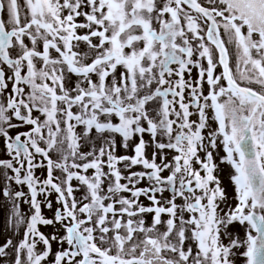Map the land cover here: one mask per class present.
<instances>
[{
    "label": "snow or ice",
    "instance_id": "6c2138e0",
    "mask_svg": "<svg viewBox=\"0 0 264 264\" xmlns=\"http://www.w3.org/2000/svg\"><path fill=\"white\" fill-rule=\"evenodd\" d=\"M0 153V264H264V0H0Z\"/></svg>",
    "mask_w": 264,
    "mask_h": 264
},
{
    "label": "rangeland",
    "instance_id": "374dc122",
    "mask_svg": "<svg viewBox=\"0 0 264 264\" xmlns=\"http://www.w3.org/2000/svg\"><path fill=\"white\" fill-rule=\"evenodd\" d=\"M4 18L6 19V15L4 16ZM229 48H230V54L234 53V51H235L234 46L230 45ZM234 62L235 61H234V58H233V64H234ZM120 151H121V154H124L122 149ZM128 154H131V152L129 151ZM220 155H223L222 151H221ZM0 157H2V155H0ZM221 168H222V173H223V175H224V177L226 179V182L228 184V187H229L230 200H231V202L235 203V201L231 199L232 197H234V189H233V186H232V184H231V182L229 180V175L231 174L232 169L230 168V166H228L226 164L225 165H221ZM134 170H139V169H134ZM2 184H3V180H2V178H0V185H2ZM141 186H144V185L142 184ZM77 195L79 196L80 193H77ZM165 195H167V193H165ZM141 200H143V202L145 204L148 203V201L145 200L143 197H141ZM10 209H11V204L3 196H0V243H3L5 236L6 235H11L12 231H13L11 228L8 229L7 233H5L3 231V229L8 225V220H9V216H10ZM235 231L241 237H243L244 230L239 225H236ZM19 238L20 237L18 235L15 238L14 242L18 241ZM8 259L11 260V259H14V257L10 256ZM5 264H7V262H5ZM237 264H243V259L238 260Z\"/></svg>",
    "mask_w": 264,
    "mask_h": 264
},
{
    "label": "bare ground",
    "instance_id": "6f19581e",
    "mask_svg": "<svg viewBox=\"0 0 264 264\" xmlns=\"http://www.w3.org/2000/svg\"><path fill=\"white\" fill-rule=\"evenodd\" d=\"M193 74L195 75V70H194V73H193ZM21 130H24V127H23V126L21 127ZM0 155H3V154L0 153ZM40 171H41V170H38V173H37L38 175L40 174ZM221 179H222V182H223V184L226 186L227 191H228V193H229V187H228V184H227L226 179H225V177H224V175H223L222 172H221ZM25 190H26V189H25ZM229 197H230V196H229ZM23 208L26 209V208H27V205H24ZM45 214L48 215V216L51 215V213L48 212L46 209H45ZM42 231L50 232V231H51V228H47V229L42 228ZM225 242H226V241H225ZM54 247H55V245H54Z\"/></svg>",
    "mask_w": 264,
    "mask_h": 264
}]
</instances>
